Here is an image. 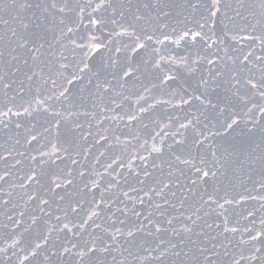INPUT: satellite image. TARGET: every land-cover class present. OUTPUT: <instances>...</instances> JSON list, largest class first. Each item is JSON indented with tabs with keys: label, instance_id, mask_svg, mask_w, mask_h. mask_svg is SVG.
Returning a JSON list of instances; mask_svg holds the SVG:
<instances>
[{
	"label": "water",
	"instance_id": "obj_1",
	"mask_svg": "<svg viewBox=\"0 0 264 264\" xmlns=\"http://www.w3.org/2000/svg\"><path fill=\"white\" fill-rule=\"evenodd\" d=\"M0 54V264H264V0H0Z\"/></svg>",
	"mask_w": 264,
	"mask_h": 264
},
{
	"label": "snow or ice",
	"instance_id": "obj_2",
	"mask_svg": "<svg viewBox=\"0 0 264 264\" xmlns=\"http://www.w3.org/2000/svg\"><path fill=\"white\" fill-rule=\"evenodd\" d=\"M219 2H220V0H214V4L219 3ZM0 55H2V54H0ZM204 175H207V173H205ZM193 183H195V181H193ZM188 231H191V229H188ZM177 255H179V253H177Z\"/></svg>",
	"mask_w": 264,
	"mask_h": 264
}]
</instances>
